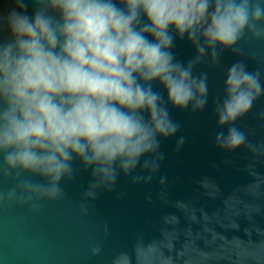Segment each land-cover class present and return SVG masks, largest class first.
<instances>
[{"label":"clouds","instance_id":"1","mask_svg":"<svg viewBox=\"0 0 264 264\" xmlns=\"http://www.w3.org/2000/svg\"><path fill=\"white\" fill-rule=\"evenodd\" d=\"M177 38L195 50L187 62L172 51ZM249 39L264 42V0H8L0 9V177L14 183L0 190V205L61 199L76 159L91 169L82 212L138 165L132 183L148 184L163 159L160 138L180 127L169 106L197 111L207 102V73L195 75L196 65L219 63L225 49L240 54ZM223 92L215 113L226 131L214 143L243 146L251 179L225 190L203 176L198 195L171 199L161 176L156 199L171 210L110 264H264V141L250 142L235 124L264 95L260 70L232 63ZM101 250L90 246L92 255Z\"/></svg>","mask_w":264,"mask_h":264},{"label":"water","instance_id":"2","mask_svg":"<svg viewBox=\"0 0 264 264\" xmlns=\"http://www.w3.org/2000/svg\"><path fill=\"white\" fill-rule=\"evenodd\" d=\"M6 2L8 0H0V9ZM174 44L172 51L177 60L187 62L195 56L193 46L186 39L177 38ZM240 48V54L223 50L215 65L207 57L196 65L195 75L207 73V102L197 111L169 106L172 120L180 127L175 135L160 138L159 152L163 159L148 184L132 183L131 176L140 172L138 165L128 176L119 174L110 191L98 189L95 199L89 198L86 202L88 211L82 212L83 192L91 181V169L83 168L76 159L72 178L60 182L64 193L61 199L41 200L34 208L27 204L0 205V264H110L111 256L129 248L138 232L146 236L153 234L160 214L171 210L156 199L161 176L166 177L171 199L198 195L196 181L203 176L215 179L225 190L251 179L244 170L250 162V154L243 146L229 152L214 143L215 135L226 131V127L217 124L215 108L223 99L227 68L238 60L243 61L248 71L260 70L264 82V42L242 40ZM262 113L264 95L235 121L252 143L264 141ZM180 137L184 138V143L177 150ZM257 169L264 172V162L258 163ZM12 183L11 179L0 177V190ZM148 195L152 196V202L146 199ZM201 203L213 205L204 198ZM95 243L102 245L98 255L90 253V246Z\"/></svg>","mask_w":264,"mask_h":264}]
</instances>
